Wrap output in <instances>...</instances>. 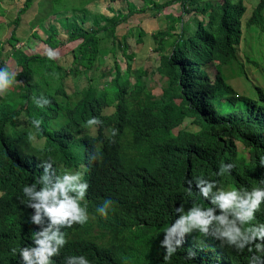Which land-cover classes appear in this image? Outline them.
Here are the masks:
<instances>
[{
	"label": "trees",
	"instance_id": "obj_1",
	"mask_svg": "<svg viewBox=\"0 0 264 264\" xmlns=\"http://www.w3.org/2000/svg\"><path fill=\"white\" fill-rule=\"evenodd\" d=\"M33 1H28L19 12L20 16ZM65 1H50V13L45 16L44 29H41L46 37L41 41L53 50L81 41L77 49L71 52L72 59L70 57L68 65H62L59 59H48L46 53L29 55L24 49L16 48L19 42L25 41V38L18 36V29H14L8 39L10 51L4 48L5 44H0V66L6 67L5 61L14 58L18 67L13 84L6 89L7 93L0 96V191L9 196L2 198V206H8V210L1 212L4 217L0 219V248L7 264L9 261L14 263L12 249H18L24 242L30 241L31 231L39 230L27 222L28 210L20 203L22 187L30 183L34 175H40L37 162L51 156L61 169L80 172L78 166L86 164L90 167L97 156L104 155L105 151L98 143L103 140L107 130H115V136L120 139L127 136L134 138L136 149L142 152L143 163L149 162L153 168L154 185L158 183L161 190L155 192L152 202L158 209L157 218L162 226L169 225L177 218L174 208L181 199L185 203L189 201L186 207L191 206V200L207 206L205 201L188 192L185 183L188 179H218L222 186H244L248 189L262 186L259 181L264 180V167L260 166L259 161L264 157V96L260 109L252 104L251 98L237 99L222 71V62L232 65L239 61L242 18L247 12L244 1H180L184 6L193 7L203 20L198 21L193 17L182 23L181 33L176 37L166 31L152 34L161 56L158 70L168 79L158 99L143 80L146 71L140 68L132 73L131 62L125 70L117 62L119 52L127 55L128 50L116 36L117 23L106 28L88 25L87 19L74 10L73 3L68 6ZM258 1L247 17V25L261 38L264 34V0ZM144 6L152 9L144 7L138 10L134 3H128L132 15L148 10L158 14L163 8L152 0H144ZM41 12L46 13L47 9ZM51 15L57 16L58 25L51 23ZM121 15L118 13L114 19H122ZM20 16L17 18L19 22ZM176 20L182 22V18ZM19 22L16 21V25ZM144 37L141 31L140 41ZM37 39L39 36L36 33L30 35L25 45L33 48ZM168 50L172 51L167 56ZM132 56L135 54L132 53ZM127 57L130 61L131 56ZM108 59L114 60L112 67L102 72L101 67ZM207 67L221 72V75H216L214 84L210 82ZM238 69L244 71L246 68L241 66ZM132 78L135 79L134 83ZM108 79L111 81L106 82ZM82 81L87 82L86 86H79ZM205 81L210 83L209 91ZM41 96L51 103L38 106L35 100L41 99ZM177 98L182 100L180 105L174 103ZM213 107L215 111L217 109L216 115L212 112ZM212 113L213 116H221L220 120L214 118ZM191 115L201 130L191 132L182 129L175 136L174 128L178 124L183 125ZM92 117L102 123L86 127L85 121ZM32 119L41 121L40 131L32 128ZM224 125L226 127H222ZM237 142L245 146L248 156L239 153ZM153 146L156 149L149 158H156L149 161L144 157ZM105 148L111 149V146L105 143ZM114 160L118 162L117 158ZM228 162L234 164L232 174L218 177L219 166ZM105 163V173L92 178L89 193L118 196L123 192V195L120 193L121 197L132 194L122 188V182H118L119 188L110 190L98 187L110 175L112 164L108 161ZM135 167L141 171L147 170L138 161ZM248 170L253 171L252 175ZM8 199L10 202L7 204ZM7 212L10 213L5 215ZM115 239H118L113 246L115 250L106 258L114 264H130L125 254L128 239ZM138 239L145 245L142 246L143 251L151 253L146 247L149 238L138 236ZM88 248L90 245L75 247L72 252L84 255ZM157 248L163 258L159 240ZM221 249L218 241L211 237L201 238L194 232L188 235V242L181 246V251L169 264H189L185 260L188 251L194 253L190 264H220L219 258L240 264L235 257L224 255L223 258ZM6 254L13 258H6Z\"/></svg>",
	"mask_w": 264,
	"mask_h": 264
},
{
	"label": "clouds",
	"instance_id": "obj_2",
	"mask_svg": "<svg viewBox=\"0 0 264 264\" xmlns=\"http://www.w3.org/2000/svg\"><path fill=\"white\" fill-rule=\"evenodd\" d=\"M21 1H23L24 5H26L29 0ZM50 1L51 0H40L37 2L34 0L31 6H29V10L37 2V7H39V17L31 27L33 31L32 35L36 33L39 36V39L37 40L40 41V43L46 48L45 53L47 58L51 60L56 58L57 49H49L41 41L46 37L41 29H44L43 24L45 16L50 13L48 5ZM91 1L93 2V0ZM258 3L259 1L257 2L256 6ZM182 6L185 7L184 5ZM42 9H47V12L42 13ZM145 9L152 8L148 6L147 8L145 7ZM110 11L113 13L112 17L114 18L117 17L118 13L123 14L124 12L114 8H111ZM114 11H117V14ZM161 11L162 10L160 9V12ZM155 13L157 12L155 11ZM195 14H193L194 17L199 20L201 15ZM248 15L247 8L246 15L242 18L243 28L245 19L248 17ZM22 16H20V22ZM99 16L100 15L96 13L94 14L96 19ZM17 18H19V16L16 17V19ZM177 18H182V16L176 17L173 20H176ZM50 19L52 24L58 25L56 22V15H51ZM181 23H186L183 21V18ZM19 24L16 25V21H13L14 27L10 32L8 39L11 37L14 29H18ZM88 25L93 24L88 23ZM246 26L249 30L255 31L254 29L248 27L247 21ZM181 27L182 26H179V34L181 33ZM170 34L173 35L172 31ZM117 35L118 31H116V36ZM8 39L5 43L0 39V44H8ZM118 39L122 42L124 47H128L127 55L124 53L123 55L126 57V66L130 65L131 62L132 64L130 71L135 73L137 71V69H134L133 67L135 56H132V53H129L130 47L127 42V37L126 35H123L121 38L118 37ZM138 41L141 42L140 38H138ZM242 41L243 37L241 36V44ZM73 43L80 44L81 41ZM20 44H23V46L17 47ZM246 44L249 46V51L245 53L246 57L250 59L248 63L255 64L253 69L251 68V70H244V72H246L248 75L252 70L258 67L260 59H256L254 57V48L257 43H252L249 42V40H246ZM260 44L261 48L263 49L264 41L260 42ZM17 46L16 48L18 49H29L24 43L21 42H19ZM9 48V50H6H11L10 45ZM127 56H131L130 61L128 60ZM117 57V62L120 66H122ZM109 60H111L109 63L110 67L106 71L111 69L114 62L113 59H108L106 64L109 62ZM8 61L9 60L5 61L6 67L0 66V96L4 95V91L13 84L15 79V74L12 72L10 66L7 65ZM238 63L239 61L234 63L236 69L243 66V64L241 66H237ZM104 66L101 67L102 72H105L102 69ZM184 70H186V67H184ZM208 70L210 69L207 67V73ZM216 75L214 76V80L211 79V76L209 75L210 82L213 84L216 83ZM219 75H221V73ZM238 79L239 83L241 80V75H239ZM110 81L111 79H108L106 82ZM228 83L233 86L229 81ZM235 89L233 92H235ZM155 97H157V99L159 98V96ZM35 103L38 106L43 107L49 105L51 102L46 97L41 96V99H36ZM101 123V120L96 117H92L85 121V126L90 128L100 125ZM31 126L35 130L40 131L41 121L39 119H32ZM175 130L176 128H174L173 133L176 136L178 133L175 134ZM111 134L112 136H115V130H112ZM29 138L31 139V136ZM238 144L243 145L241 142H237V146ZM238 151L240 154L245 155L240 152L239 146ZM259 164L260 166L264 167V157L260 158ZM36 168L39 169L40 175H34L33 180L22 187L21 192L23 194V199L20 200V203L26 208H29L28 210H33V212L29 215L27 222L31 223V226H38L39 230L31 231V235L28 238L31 241V244L23 247L21 246L18 249H12L14 255L18 252V256L15 258V264H56V261L53 260V257H59L60 250L63 249L67 243L65 233L62 229H71L74 224L83 225L88 219L86 206H82L81 201L85 199L89 184L86 180H84L81 172L70 169H61L59 166L55 165V162L51 156H49L47 159L39 160L36 164ZM233 168L234 164L232 162L222 163L219 166L216 175L218 177L225 174L231 175ZM185 183L187 185L188 192L205 201L207 206H201L195 200H191V206L186 207L189 201L185 203L183 199L180 200L178 206H175L174 216H177V214L178 216L174 222H171L169 225L162 228L163 238L159 241V248L163 250V264H169V261L177 256V253L181 251V246H185L188 242V235L194 232L198 233L201 238L206 239L211 237L213 240L218 241L219 246L222 249H230V253L225 254V256L231 258L234 254H237L240 264H264V213L262 214L261 218L257 220V214L261 211L262 205H264V180L259 181V184L262 186L253 187L251 189H248L244 186L239 188L233 187L231 185L222 186L218 179L209 178H195V180L188 179L185 181ZM109 203V200L105 199L103 203L98 206L97 211L101 215H106V209L109 208ZM123 220L124 219H122V221ZM122 226L123 232L119 229L118 233L116 234V238L127 240L129 238V232L126 229L125 221L122 222ZM135 233L137 234V232ZM65 250L66 249L64 248L63 251ZM125 254L127 255V253ZM193 255L194 253L192 251L187 252L185 260L189 262V264L192 261ZM218 261L220 264L222 262L223 264H233L232 262L229 263V260L224 261V259L221 258H219ZM108 263L112 262L107 259L106 264ZM63 264H90V261L84 255H71L64 258Z\"/></svg>",
	"mask_w": 264,
	"mask_h": 264
},
{
	"label": "water",
	"instance_id": "obj_3",
	"mask_svg": "<svg viewBox=\"0 0 264 264\" xmlns=\"http://www.w3.org/2000/svg\"><path fill=\"white\" fill-rule=\"evenodd\" d=\"M254 57L256 59H260L256 55H254ZM238 65H242L240 59L237 66ZM254 65L255 64L252 63L249 65V67H246L245 65L244 67L253 69ZM261 67H264V58L260 59L259 65L257 67L260 70V73L263 74V69H261ZM252 73L248 75H252ZM237 77H239V74H237ZM235 88L236 87L234 86L230 87L232 91ZM257 92L258 94L256 98H251V100L252 104L260 109L261 104H263L262 100L264 91L257 89ZM234 96L239 100L249 99L238 94V92H234ZM213 109V112L215 113L217 109L216 111L215 107H213ZM178 126L179 124L175 128ZM113 137L114 136H112L110 130L105 132L103 135V140L99 141L100 143H98V146L102 147L105 152L104 155L96 157V162L94 165H91L90 167H88L86 164L78 166L82 175L84 174L86 176L84 180H86L89 184L85 199L82 201L85 203L82 204L81 202L82 206H86L88 219L83 225L74 224L71 229H62L67 240V243L64 247L66 250L63 251L64 248L61 249L59 257H53V260L56 261V264H63V260L67 256L80 255L76 254V252H72V249L75 247L85 248L86 245H90V248H88V251L84 254V256L90 261V264H106V257L115 250L113 246L117 242V240H115L116 234L118 233L119 229H123V221H125L126 229L129 232V238L127 237L129 242L127 245V255L130 260V264H163V258L157 252V241H160V239L163 238L162 228L165 226H162L158 221V209H156V206L152 202L155 192L157 191L158 193L161 188L158 183L157 186L154 185L155 176L151 172L153 168L149 162L143 163L141 159L142 152L136 149L134 138L129 136L123 139H120L116 136L115 138ZM105 143H108L111 146V149L105 148ZM155 149V146L149 148L148 155L145 153L146 156L144 158L148 159L149 161L154 160L156 157H149L152 155ZM115 158L118 159V162H115ZM106 161L109 163L111 162L112 170H109L110 175L106 177L98 185V187L104 188L105 190H110L119 188L120 183L118 182H122V188L128 192H133L132 194H127L119 198L117 195L111 196V193L103 195H96L97 192L94 194L91 193V191L89 193V189L92 187V178L95 176L98 177L102 175V173H105ZM137 161L147 170L141 171L137 169L135 167ZM119 163L121 166H119ZM85 168H87V170ZM107 179H110V181H107ZM120 193L123 195V192ZM21 198L23 199V194H21ZM105 199H108L110 202L109 208L106 209V215H101L97 211V208L103 203ZM9 202L10 199L7 200V204ZM28 209L29 208H27V210ZM7 210L8 206L5 208L2 206V198L0 197V219L4 217L1 212H6ZM32 212V209L28 210L27 215L29 216ZM9 213L10 212H7L5 215ZM263 213L264 205H262L261 211L257 214V220L261 218ZM122 219L124 220L122 221ZM135 232H137V234ZM138 236L149 238V243L147 244L150 245V247L148 245H146V247L151 253H146L143 251L142 246L145 245H142V242L139 241ZM28 244H31V242L26 241L21 246L23 247ZM152 248H155L156 251ZM222 251L225 254L226 252H230V249L224 248ZM0 256H4L3 253H1V248ZM17 256L18 252L15 253V258H17ZM5 257L8 259L13 258L11 255L10 257H7V254ZM233 257H235L236 261L238 260L237 254H234ZM95 259H98L99 261H96ZM14 263L12 261L8 262V264ZM0 264H7V261L4 257L0 258Z\"/></svg>",
	"mask_w": 264,
	"mask_h": 264
},
{
	"label": "rangeland",
	"instance_id": "obj_4",
	"mask_svg": "<svg viewBox=\"0 0 264 264\" xmlns=\"http://www.w3.org/2000/svg\"><path fill=\"white\" fill-rule=\"evenodd\" d=\"M37 2L40 0H36ZM65 1V0H64ZM91 0H66L65 4L69 6V3H73L74 10L81 15V17H85L87 19V24L90 23L89 21H92L94 17V14L92 15V12H98L101 18L108 17L111 19H114L113 13L110 11L111 8L122 10L124 13L128 11V3L132 2L137 7L138 10L142 9L144 7L143 0H93L90 3H88ZM155 2L158 6H161V12L152 14L149 10L146 12L136 13L125 25L118 28V37L121 38L123 35H126V28L130 29L134 27L133 33L131 37H127V42L129 44V53L135 54V59L133 62L134 69H143L146 71V74L143 76L144 82H146L148 88L152 90L155 96H160L163 93L162 88H166L168 84V79L166 76L162 75L158 68L161 66V56L160 53L157 51L156 43L154 39L152 38V34L160 32V31H166L169 32V34L172 31V34L177 36L179 34V26H182V23L180 20H173L176 17L182 16L183 21L187 22L191 18L194 17L193 14L194 8L189 7L188 5H185L183 7L181 4V0H152ZM202 2L205 0H201ZM36 4L28 10L21 18V22L18 26V36L25 38L24 44L26 43V38L28 36L32 35L33 31L31 29L32 25L36 21V19L39 17V11ZM245 5L248 8V14L251 13L252 8H254L258 2V0H244ZM86 3H88L86 5ZM50 5V3L48 4ZM86 5V6H85ZM24 8V2L21 0H0V39L2 42H7V39L10 35V32L12 31L14 25L13 21L17 17V14ZM115 12V11H114ZM189 13V14H185ZM117 14V11L115 12ZM202 20V17H199L200 21ZM247 18L244 22V28H243V41L241 44V47L239 49V59L240 62L245 65L246 67H249L250 63L249 58L246 57V52L249 51V46L246 44V40H249V42L257 43V45L254 48V54L260 58H264V47L261 48L260 42L264 41V38H258L257 33L253 30H249L246 26ZM142 30L145 34V37L142 38L143 41H138V33ZM39 31V30H37ZM40 32V31H39ZM43 36V34H42ZM264 37V34L262 35ZM174 43H178V41H175ZM79 43H72L65 45L63 47H60L56 50L57 56L55 59L61 60L60 63L62 65H68L70 61L71 51L73 49H76ZM34 45V44H33ZM22 47L23 44L18 45L17 47ZM176 45H173L175 47ZM253 48V47H252ZM5 49L9 50V45L5 44ZM27 54H41L46 52V48L40 43V41L37 40V44L33 46V49H25ZM117 59L120 61L123 69L126 68V57L123 55V53L120 51L118 54ZM109 62L102 68L103 71H106L110 65ZM132 64V63H131ZM7 65L10 66L12 72L14 74L17 73L18 67L16 64V60L14 58H9V61L7 62ZM247 70H251V68H246ZM263 69V74L260 73V70L258 68L252 70L250 73L252 75H247L246 72L236 69V66L233 64L230 68H223V73L227 77L228 81L236 87V93L242 95L243 97L247 98H256L258 92L257 89H261L264 91V67H261ZM209 75L211 76V79L214 80V76L216 74H220L221 72H216L214 69L208 70ZM237 74L241 75V80L238 83V77ZM134 82V79L132 80ZM86 81H82L79 86L84 87L86 86ZM6 91V90H5ZM4 91V92H5ZM3 94V93H2ZM182 100L180 98L175 99L174 103L176 105H180ZM188 130L191 132H198L200 130V126L195 122V120H189L186 119L183 125H179L176 130L175 134L179 132V130ZM239 150L241 153L248 156V151L244 148L243 145L238 144Z\"/></svg>",
	"mask_w": 264,
	"mask_h": 264
},
{
	"label": "bare ground",
	"instance_id": "obj_5",
	"mask_svg": "<svg viewBox=\"0 0 264 264\" xmlns=\"http://www.w3.org/2000/svg\"><path fill=\"white\" fill-rule=\"evenodd\" d=\"M242 1H244V0H242ZM88 3H90V1L88 2ZM88 3H86V5L88 4ZM85 5V6H86ZM24 7H25V5H24ZM189 8V7H188ZM29 9H27V10H25L26 12L28 11ZM252 10H254V8H252ZM25 12V13H26ZM24 13V14H25ZM98 14L99 15V13L98 12H92V15L93 14ZM18 16H20L19 15V13L17 14V17ZM22 16V15H21ZM121 17H122V19H111V18H108V17H103V18H106L107 20H103V18H101V16H99L97 19H94L93 18V20L92 21H89L91 24H93V25H100V26H102V27H104V28H106V27H109V26H113L115 23H117V25L115 26V27H117V28H115V30L116 31H118V28H120L122 25H125L132 17H134L129 11H126V13H124L123 12V14L121 15ZM114 18V17H113ZM12 21H17V22H19V20L18 19H15V20H11V22ZM125 29H127L126 30V37H131V35H132V33H133V30H134V27H132V28H130V29H128V28H126L125 27ZM142 30H140L139 31V33H138V37L140 38V32H141ZM143 32V31H142ZM118 36V35H117ZM120 37V36H119ZM156 49H158V46L156 45ZM172 50H168V51H166V54H167V56L170 54V52H171ZM237 60H239V58L237 59ZM222 62V61H221ZM223 64H224V67L223 68H225V69H227V68H230L231 67V65H228L227 64V62L225 61V62H222ZM134 78H132V80H133ZM186 79V78H185ZM188 81V80H187ZM134 82H135V79H134ZM133 82V83H134ZM189 83V82H188ZM205 83H206V87H207V91H209V87H210V83L208 82V81H205ZM216 87H217V84L216 85H214V87H213V91H214V89H216ZM124 91V90H123ZM5 93H7V91H5ZM203 96V95H202ZM71 97V96H70ZM204 99V98H203ZM140 106H142V105H140ZM212 112H213V110H212ZM214 113V112H213ZM213 113H212V116H213ZM216 115V114H215ZM217 115H221V114H217ZM214 118H216L217 120H220V118L219 117H221V116H213ZM187 119H189V120H196L192 115L190 116V118H187ZM221 119H223V118H221ZM227 124H229V123H227ZM222 127H226L225 125L224 126H222ZM47 134H49V133H47ZM56 138L58 137V134L56 133ZM8 140V139H7ZM64 159H66V158H64ZM1 161V160H0ZM249 171V173L252 175V173H253V171L252 170H248ZM84 175V174H83ZM84 179L86 178V176L84 175V177H83ZM162 189H163V187H162ZM0 197L1 198H4V197H9L8 195H6V194H2V193H0ZM117 197H119V198H121V195H120V193L118 194V196ZM83 203H85V202H82V204ZM24 206V205H23ZM25 207V206H24ZM34 227H36L37 229H38V226H34ZM4 235V234H3ZM1 238V237H0ZM6 239V238H5ZM115 240H117L118 241V239H115ZM119 240H122V238H120ZM118 243V242H117ZM221 253V252H220ZM227 253H230V252H226L225 254H227ZM225 254H223L222 255V257L224 258V255ZM4 256H0V258H3ZM198 259H199V257H198ZM224 261H226V260H224ZM221 264H223V262L221 263Z\"/></svg>",
	"mask_w": 264,
	"mask_h": 264
}]
</instances>
